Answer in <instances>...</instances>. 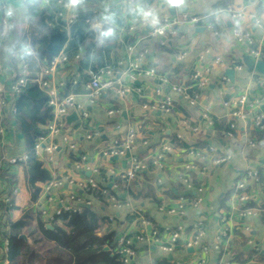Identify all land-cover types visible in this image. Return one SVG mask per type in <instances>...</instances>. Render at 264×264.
<instances>
[{
	"label": "crops",
	"instance_id": "0c3cea01",
	"mask_svg": "<svg viewBox=\"0 0 264 264\" xmlns=\"http://www.w3.org/2000/svg\"><path fill=\"white\" fill-rule=\"evenodd\" d=\"M91 1L94 0H76L74 11L78 17L88 14V21L97 22L98 36L87 25L84 31L74 29L75 24L64 32L51 14L55 8L51 6V12L41 10L46 14L45 24L66 37L59 52L65 61L55 67L51 78L46 74L58 55L51 59L44 56L47 38L29 23L30 12L25 2L0 0L3 17L9 24L0 54L4 68L0 83L6 90L1 117L2 158L22 160L10 169L0 167V196L7 197V204L13 208L8 212L6 204L5 215V203L0 205V214L6 216L5 223L0 217V249L11 228L29 213L39 210L44 226L53 229L54 218L63 208L83 209V204H89L88 209L97 217L113 221L98 231L90 225L70 231L69 245L82 244L93 235L101 237L108 229L115 232L116 243L121 240L133 243L135 257L128 264H195L197 260L203 264H264V140H260L263 132L251 128L250 116L245 122L229 119L240 97L246 100L241 108L244 113L247 106L264 98V92L257 88V78L248 76L241 64V58L250 57L251 50L259 53V61H264V0H182L179 10L198 18L200 23L195 27L182 26L175 36L164 38H153L150 34L165 18L172 17L167 0H132L133 12L126 5H119V0ZM228 10L236 18L228 17L225 14ZM179 13L174 9V15ZM232 30L251 35L253 48L237 43ZM75 32L80 33L78 37ZM76 40L81 42L75 43ZM20 45L22 64L18 65L17 74L10 61ZM140 54H143L140 67L157 74L173 71L172 82L187 88L188 93L195 86L193 77L203 79L205 86L196 94L198 103L211 108L218 118L216 125L208 126L198 108L190 106L162 82L145 76L133 82L122 77L127 89L122 99L104 92L92 104L86 100L85 87L91 74H99L106 66L125 65ZM22 67L31 92L21 101L15 100L8 90L20 78ZM230 72L233 85L227 78ZM50 79L52 84L47 89L52 87L60 100L72 97L86 115L68 127L65 124L68 140L66 143L57 140L54 170L43 153L40 158L33 156L30 144L33 127L28 121L37 116L48 99V91L40 85ZM165 96L172 101L168 112L159 103ZM129 132L135 135L133 153L105 157L104 153L114 143H123ZM249 143L257 146L250 148ZM164 145L170 153L164 154L166 167L158 173L150 162ZM68 146H73L74 151ZM185 147L196 148L205 159L190 158ZM208 148L213 150L212 154L207 153ZM76 156L84 158L86 166L95 169L96 175L76 174L73 170ZM133 158L143 161L145 170L127 181L123 179L124 170ZM223 159H226L223 164L213 166L212 162ZM185 166L193 168L186 175L182 171ZM248 172L254 173L255 179L248 177ZM53 178L61 187L51 188L43 197L44 188ZM86 179L96 182V191L106 190L120 204L140 210L148 222L144 235L153 230L180 231L178 249L168 254L149 240L144 243L134 240L141 232L136 218L130 220L132 216L123 207L111 208L109 197L104 202L86 197L77 187ZM72 197L75 199L70 202ZM59 199H63V206L59 205ZM180 199L200 203L196 209L186 207L184 217L178 218L169 211ZM199 221L204 224L205 236L200 246L188 247L191 228ZM121 263L126 264L123 260Z\"/></svg>",
	"mask_w": 264,
	"mask_h": 264
},
{
	"label": "built area",
	"instance_id": "2783aa9c",
	"mask_svg": "<svg viewBox=\"0 0 264 264\" xmlns=\"http://www.w3.org/2000/svg\"><path fill=\"white\" fill-rule=\"evenodd\" d=\"M76 0H38V8L40 10L50 11L51 12V6L56 9L55 13H51L52 16L56 21L59 22V25H61V29L65 32L69 30L71 25L77 20L78 15L74 11V4ZM103 3L106 0H100ZM181 1L182 0H167L166 5L169 7L174 8L175 10H178L180 13L176 16H172L169 18H165L161 24L157 27H155L152 31L150 36L153 38H164V37H173L176 35L177 29L190 25L192 27H195L199 25L200 20L196 17H192L190 15H186L182 13L179 9L181 8ZM22 2H25V0H22ZM126 5L131 12L134 10L132 9V0H119V5ZM2 4L0 3V54L2 51V46L4 41L7 39L8 32H9V24L7 23L6 19L3 17L2 14ZM228 17L236 18V15L233 13V11L228 10L225 13ZM141 18H145V16H142ZM86 24L90 29L98 28L99 25L96 21H86ZM60 27V26H59ZM58 27V28H59ZM211 26H207V29H211ZM232 36L235 39V41L239 44H244L246 46H249L253 48L254 46V39L251 35L246 33H240L239 31L232 30ZM25 51L28 50V46L24 47ZM250 57L254 61L260 60V55L258 52H255L253 50L250 51ZM143 58V54H140L136 57V59L132 62H128L127 64L118 63L116 68H112L110 66L104 67L99 74H91V81L89 85H87L86 88V100L89 103H93L96 100V97L104 92H112L114 93L118 98L122 99L127 94V89L124 87V84L122 83V77L128 78L131 82L135 81L136 78L140 76L149 77L152 79H156L163 84H165L170 91L175 93L178 96L183 97L190 106H194L199 109L202 120L208 125L213 126L218 118L214 115L211 108L209 106H201L198 103V96L196 94L188 93L189 90L187 88H184L181 85H178L174 82H172V79H174V72L173 71H167L163 74H157L153 70H146L140 67L139 63L141 62ZM17 59L19 57L17 56ZM65 58L62 56V52L58 54V56L52 61V65L49 68L46 75H49L52 78V75L54 73L55 67L58 66L60 63L64 62ZM239 70V69H238ZM4 68H2L0 64V75L3 73ZM21 72L23 74L19 75L20 78L16 79L13 84H10L9 92L13 94L14 99L18 100V96L24 91L26 78L24 76L25 73V67H22ZM193 80L195 81V88L198 90L202 89L205 86V81L201 78L193 77ZM52 84V79H50V82H43L40 87L41 89H46L47 92V106L51 110V121L48 124V126L45 128L46 135L38 138L32 147V154L35 158H40L41 154L43 153L47 160L50 163L51 168L54 170L53 162H54V155L57 150V140H61L62 142L66 143L68 140V134L65 130V118L69 117L71 114H76L77 118L85 119L86 115L82 112V110L74 104V100L72 97H67L65 99H58L54 89L51 87V90H48V85ZM6 93V90L2 87L0 83V167L1 166H7V168L10 169V167L16 166L18 163L22 162V160L19 159H13V160H4L2 158V137H3V127L1 125V117H2V110L5 107L4 102V94ZM158 93V92H157ZM245 98L240 97L236 101V106L234 109V112L229 116V119L233 121H241L245 122L247 117L250 116L251 122V128L256 132H264V98L255 100L253 103L250 104V106H247V112H242L241 108L244 107L243 105L245 103ZM161 108L164 110V112H168V110L171 108L172 101L169 97L165 96L160 100ZM17 111H15V108L12 110V114L15 115ZM234 125H231L230 128L232 129ZM135 146V135L132 132H129L124 140L123 143L117 144L114 143L111 148L104 153L105 157H118L123 156L127 154L130 156L134 151ZM256 144L249 143L248 147L254 148L256 147ZM70 150L74 151L73 146H68ZM170 153V149L168 146L161 147L160 154L156 155L151 160V166L157 170V172L161 173L165 169V158L164 154ZM187 155L190 158H193L195 160L203 161L205 159V156H202V153L200 151H187ZM208 154H212L213 150L211 148L207 149ZM76 162L73 163V170L78 175H83L84 173L96 175L95 169H90L88 166H86L85 159L81 156H76ZM226 161V159L223 160H216L212 162L213 166H217L219 164H223ZM193 168L189 166H185L182 171L183 174L186 175L191 172ZM145 170V163L143 161L138 160L137 158L130 159L128 161V166L126 170H124L123 179L127 181H131L138 177L143 171ZM248 177H253L255 179V174L253 173H247ZM256 182V180H254ZM159 182H157L158 184ZM183 183L185 185L188 184L187 179L184 178ZM61 183L57 182L55 178L44 188L43 197L47 196L51 191V188L55 187H61ZM78 189L82 190L83 192H86L88 190H96L97 185L96 182L93 179H86L78 184ZM112 188L116 189V186H113ZM240 189H242V186H239ZM237 187V189H239ZM74 197L69 198L70 202L74 201ZM241 201H244V199H240ZM9 200H5L4 203L7 204ZM108 202L111 206V208L117 210L120 208H125L129 211L130 215L132 217L136 218V222L138 223V226L141 228V232H139L138 236L135 237L134 240H136L138 243H144L146 241H151L153 244L157 245L159 248L162 249L165 253H172L173 251L177 250L179 247L178 240H179V232L170 233V232H162L161 234H157L156 232H149L147 235L145 234V230L148 229V222L144 219V217L141 214V211L138 209H132L130 208L129 204H120L118 201H116L115 197H109ZM63 199H59V205L63 206L64 204ZM199 201L192 200L190 202L180 199L175 208L169 211V214L176 215L178 218H182L185 215L186 207H190L191 209H196L199 206ZM89 204H83L81 208H88ZM82 209L79 208H70L65 207L60 212L64 213H79ZM59 213L56 214V217L59 216ZM113 221L112 218H109L108 222L111 223ZM154 231V230H153ZM182 231V230H181ZM192 237L191 240L188 242L190 244H187L188 247L192 246H200L201 241L205 236V228L204 224L199 221L197 224L193 225L191 228ZM223 236L224 233L222 234ZM7 240L8 237L6 235L5 238H3V242L1 244L0 249V264H9L7 260L8 255V249H7ZM117 245L119 246V254L122 256V260L124 263L128 264L134 257H135V251L133 248V243L130 240H121L120 242H117ZM204 251V249H202ZM259 254V251H257ZM195 264H203L201 260H197Z\"/></svg>",
	"mask_w": 264,
	"mask_h": 264
},
{
	"label": "trees",
	"instance_id": "16d2710c",
	"mask_svg": "<svg viewBox=\"0 0 264 264\" xmlns=\"http://www.w3.org/2000/svg\"><path fill=\"white\" fill-rule=\"evenodd\" d=\"M68 1V0H65ZM98 2L94 0L91 2ZM100 1V0H99ZM25 5L30 12L29 23L35 28H39L47 38V46L44 53L45 57L49 59L54 58L60 52L64 42L65 33L59 31L57 28H49L45 24L44 11L38 8L36 0H26ZM86 14V13H85ZM90 18V15L79 14L78 19L71 25L70 28L86 29V21ZM75 36L78 37L80 33L75 32ZM81 41L76 40L75 43ZM22 50V45L18 47L13 55V59L10 61V67L17 73L18 65L21 63V54H18ZM17 56L19 59H17ZM18 74V73H17ZM18 79V78H17ZM195 88V87H194ZM191 90V94H197L196 88ZM31 92L30 86L25 82L24 91L17 97L18 100H23L24 95ZM29 123L33 127L30 135L31 148L34 142L46 135L45 128L51 121V110L47 106V100L45 101L43 108L39 111L36 117L29 118ZM216 125V124H214ZM40 127V128H39ZM260 140H264V132L260 136ZM186 152L197 151L193 147H185ZM33 182V180H32ZM32 187V184H30ZM108 192V191H107ZM106 190H88L84 192L86 197H91L95 201H105V197H110V193ZM3 196V195H2ZM0 196V205L5 201L7 197L2 198ZM4 204V203H3ZM3 212L5 214V206ZM7 204L8 212L13 208ZM0 214L3 223H5V215ZM133 217H131L130 220ZM56 223L51 231L45 229L42 223V214L39 210L29 213L22 221L14 225L8 235L7 260L9 264H122V256L119 254V246L115 242V232L106 230L101 237L93 235L88 241L80 244L74 243L69 245L68 236L69 232L74 229H80L84 225H90L93 229L98 231L102 227H108V221L101 219L92 213L91 209L84 208L79 213H64L60 212L58 217L54 218ZM157 234H161L162 231L154 230ZM20 236H24L29 240V244H25L19 240ZM103 249H107V252H103Z\"/></svg>",
	"mask_w": 264,
	"mask_h": 264
},
{
	"label": "water",
	"instance_id": "95a60500",
	"mask_svg": "<svg viewBox=\"0 0 264 264\" xmlns=\"http://www.w3.org/2000/svg\"><path fill=\"white\" fill-rule=\"evenodd\" d=\"M184 11V10H183ZM170 16H174V9H170ZM94 34L99 33V28H94L91 30ZM241 64L244 68L245 73L248 76L255 77L257 78V88L261 89L264 92V61H254L250 57H244L241 58ZM233 73L230 72L227 76L229 82L231 85H233V78H232ZM77 122V116L76 114H71L69 117L65 118V124L68 127L71 123ZM46 230L51 231L52 228L48 225L44 226ZM20 241H23L25 244H29V240L24 237L20 236L19 237ZM107 249H103V252H107Z\"/></svg>",
	"mask_w": 264,
	"mask_h": 264
}]
</instances>
